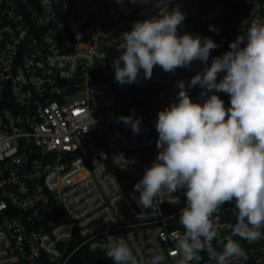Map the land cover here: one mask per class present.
Here are the masks:
<instances>
[{"label": "built area", "instance_id": "2783aa9c", "mask_svg": "<svg viewBox=\"0 0 264 264\" xmlns=\"http://www.w3.org/2000/svg\"><path fill=\"white\" fill-rule=\"evenodd\" d=\"M203 1L0 0V264H68L79 251L106 252L109 235L123 237L138 264L161 251L164 264H177L171 234L183 232V189L143 209L134 185L159 151V111L177 102V82L187 85L197 65L156 67L130 85L115 81L112 65L122 33L176 7L180 35L228 12L236 35L264 21V0ZM201 91L188 95L202 103ZM121 116L141 118L140 132ZM231 207L215 214L217 252L237 222ZM232 238L244 254L230 264H264V239ZM199 255L190 264H216L207 250Z\"/></svg>", "mask_w": 264, "mask_h": 264}, {"label": "clouds", "instance_id": "9594fccd", "mask_svg": "<svg viewBox=\"0 0 264 264\" xmlns=\"http://www.w3.org/2000/svg\"><path fill=\"white\" fill-rule=\"evenodd\" d=\"M184 20L185 14L176 7L135 22L121 34L122 51L112 65L120 85L138 82L141 74L150 80L156 67L175 73L197 60L204 65L187 85L177 82V102L159 111L155 124L159 151L134 185L139 197L133 198L149 209L163 192L183 189L186 206L178 221L183 232L171 234L175 249L170 255L180 257L177 264H190L207 250L216 264H230L244 254L233 236L249 243L264 239V21L254 20L209 65L210 53L219 45L211 37L180 35ZM209 30L219 32L211 25ZM197 85L205 97L202 103L188 95V89ZM216 92L229 96V106ZM119 119L133 133L140 132L141 118ZM225 204H234L237 222L217 252L212 248L219 235L215 214ZM105 248L113 264H138L123 237L109 235ZM165 259L161 251L147 264H164Z\"/></svg>", "mask_w": 264, "mask_h": 264}, {"label": "trees", "instance_id": "16d2710c", "mask_svg": "<svg viewBox=\"0 0 264 264\" xmlns=\"http://www.w3.org/2000/svg\"><path fill=\"white\" fill-rule=\"evenodd\" d=\"M208 8L213 7L221 2H227V0H204ZM232 8V5H230ZM232 13L228 12L221 18L211 21L199 28L198 32L201 37H211L219 47L212 50L209 57V65L211 64L212 57L221 56L223 53L229 50L230 42L236 40L237 36L231 26ZM219 29V32L210 31L209 26ZM202 68L204 65L201 61L198 63ZM191 70V69H190ZM222 100L225 102V106H229V96L223 92H216ZM227 209L231 207V204H225ZM68 264H113V261L106 257L105 251H79L74 254Z\"/></svg>", "mask_w": 264, "mask_h": 264}, {"label": "water", "instance_id": "95a60500", "mask_svg": "<svg viewBox=\"0 0 264 264\" xmlns=\"http://www.w3.org/2000/svg\"><path fill=\"white\" fill-rule=\"evenodd\" d=\"M194 35H200V34L196 33ZM192 68H193V71L196 72V73H200L202 71V69H203V68H200L199 65L193 66ZM233 208H234V204L232 205L231 210H233Z\"/></svg>", "mask_w": 264, "mask_h": 264}, {"label": "flooded vegetation", "instance_id": "af4514ba", "mask_svg": "<svg viewBox=\"0 0 264 264\" xmlns=\"http://www.w3.org/2000/svg\"><path fill=\"white\" fill-rule=\"evenodd\" d=\"M198 63H199V60L194 61V62L192 63V65H198Z\"/></svg>", "mask_w": 264, "mask_h": 264}, {"label": "rangeland", "instance_id": "374dc122", "mask_svg": "<svg viewBox=\"0 0 264 264\" xmlns=\"http://www.w3.org/2000/svg\"><path fill=\"white\" fill-rule=\"evenodd\" d=\"M232 214H234V215H235V213H234V212H232Z\"/></svg>", "mask_w": 264, "mask_h": 264}]
</instances>
